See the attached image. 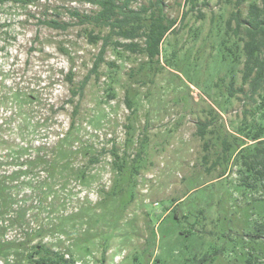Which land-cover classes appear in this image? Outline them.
I'll use <instances>...</instances> for the list:
<instances>
[{
	"label": "rangeland",
	"instance_id": "rangeland-1",
	"mask_svg": "<svg viewBox=\"0 0 264 264\" xmlns=\"http://www.w3.org/2000/svg\"><path fill=\"white\" fill-rule=\"evenodd\" d=\"M162 1L167 17L186 15L158 60L116 49L113 38L92 74L101 41L90 44L79 27L58 31L37 23L44 7L79 6L77 0L0 8V119L12 111L3 98L12 93L32 98L24 109L29 122L42 125L35 141L62 138L73 118L69 144L76 152L68 161L87 176L80 181L72 169L56 171L61 160L53 176L47 164L15 176L12 204L0 213V264H35L37 256L28 254L37 244L63 257L48 264H264V240L245 238L264 223V194L244 185L248 174L233 161L237 146L253 143L246 133L259 125L264 138L262 98L242 82L244 57L232 66L226 52L222 62L220 47L222 39L231 50L234 41L241 47L247 40L245 25L238 36L235 21L227 36L224 30L237 8L240 21L247 20L253 0L238 7V0ZM141 4L148 0L132 7ZM86 77L81 95L73 96ZM1 135L21 144L9 128ZM222 141L230 145L224 153ZM2 142L0 175L25 170L9 160ZM39 183L57 193L35 191Z\"/></svg>",
	"mask_w": 264,
	"mask_h": 264
},
{
	"label": "trees",
	"instance_id": "trees-1",
	"mask_svg": "<svg viewBox=\"0 0 264 264\" xmlns=\"http://www.w3.org/2000/svg\"><path fill=\"white\" fill-rule=\"evenodd\" d=\"M136 1L138 0H77L80 4L79 6H47L38 13L37 23L58 31H67L71 28L79 27L90 44H97L101 41L102 44L93 62L90 71L91 74L95 73L104 62L106 49L111 46L113 38H115L112 43L114 48L117 49V47H120L123 51L144 55L147 57V61L151 63L154 60H158L161 53V45L166 36L176 32V24L179 20H182L186 14L182 13L179 20L177 18L167 17L164 12L162 0H148V4H141L137 9H134L132 3ZM190 1L193 6L196 4V0ZM7 2H17L22 5H28L32 3V0H0V8ZM241 2L242 0L236 1V6L238 7ZM84 5L89 6V9L83 8ZM232 21H235V27L232 31L233 35L238 36L240 28L245 25L244 31L247 40H242L243 44L241 47L237 44V41H234V50H231V48L227 47L226 40L222 39L220 42V47L223 51L221 61L225 62L227 56V54H225L226 52H230V62L232 66L239 62L240 56L244 57L242 82L244 85L248 86L250 95L254 96L255 94H260L262 101L259 103V106H261L260 109L263 112L264 0H253L248 7L247 20L244 22L240 21V9L237 8L226 22V28L224 30V35L226 36L228 30H230ZM95 29L99 31L107 30V35L100 36L99 34H95ZM138 39L142 41V44L137 41L135 42V40ZM118 40H122V42ZM232 71L233 67H230L229 72L232 73ZM86 80L87 77L78 86L77 90L72 92L73 96L81 95L86 85ZM220 81H222V79H220ZM239 91L243 92V89H239ZM230 95H232V91ZM3 98L6 100V103L8 101L11 103L12 111L8 116H2L0 119V142L3 141L7 145L9 152L7 156H9V160L18 163L21 167L25 166V170L22 169L16 172L13 171L9 174L0 175V213L2 205L8 203L10 206L12 204L14 198L13 191L17 187L12 185L11 182L15 176H28L29 172L39 167L41 168L46 164L51 168H49V174L51 176H53L57 170L69 168L72 169L74 178L84 181L87 177L85 175L86 169L83 167L70 168V162L68 161L76 152V149H73L71 144H69V139L72 135L71 132L75 128V120L72 118L66 134L57 141H35L31 138L32 134L42 125L39 122L35 124L29 122L27 119V111L24 109L26 105H30V100H32V98L15 93H12L7 98ZM3 98L2 103H4ZM76 107L75 105L74 115L77 114ZM16 116H20V120L17 125L11 128L7 123ZM44 122L45 120L43 124H45ZM204 125L205 124L200 123L199 135L201 138H203L205 134ZM6 128H9L10 132H17L21 144L10 141L9 139H3L1 134ZM254 129L255 133L252 136L247 133L245 135L251 137L253 143L250 145L244 144L237 146L233 152V161H237V167L238 165L240 166V169H238L240 174H248L244 179V185L250 189L259 187L258 189L264 194L263 127L258 125V127ZM240 132L243 133V131ZM222 142L224 143V153L230 149V145L226 141ZM48 152L53 154L52 159L49 157ZM4 157L5 155H2L0 160ZM60 160L63 162L59 164L56 167V171H54L56 166L55 162H60ZM89 162H91L92 165L97 164V156L91 155L89 157ZM225 174L226 173L221 177ZM40 184L42 183H39V185L34 188L35 191L40 190L42 193L49 192L53 194L52 196L57 193L53 186L46 185L45 187L39 188ZM260 200H263V198ZM53 206L54 204H52V207ZM245 236V238H249L251 242L254 240H264V223L258 224L253 233L245 234ZM34 249L35 252L33 255L31 253L28 254V258H32V256L36 258L37 256L34 260L35 264H48L52 257L55 259L59 257L58 253H49V251L39 244H37ZM250 250L254 251V248L252 247ZM260 255L263 254L261 253ZM258 258L257 256L255 260ZM59 259L61 260L63 257L60 256ZM250 261L251 260H248V262Z\"/></svg>",
	"mask_w": 264,
	"mask_h": 264
}]
</instances>
